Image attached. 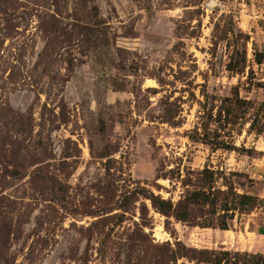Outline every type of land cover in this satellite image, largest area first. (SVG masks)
Wrapping results in <instances>:
<instances>
[{
    "label": "rangeland",
    "instance_id": "1",
    "mask_svg": "<svg viewBox=\"0 0 264 264\" xmlns=\"http://www.w3.org/2000/svg\"><path fill=\"white\" fill-rule=\"evenodd\" d=\"M263 109L264 0H0V264L260 254ZM204 169L227 193L214 227L204 205L188 223L153 207ZM243 194L251 214L218 229Z\"/></svg>",
    "mask_w": 264,
    "mask_h": 264
},
{
    "label": "trees",
    "instance_id": "2",
    "mask_svg": "<svg viewBox=\"0 0 264 264\" xmlns=\"http://www.w3.org/2000/svg\"><path fill=\"white\" fill-rule=\"evenodd\" d=\"M245 40L248 41V38L245 37ZM256 57V63L261 64L262 59L261 55L255 54ZM242 62L245 63V59L243 57ZM226 69L228 72H234L237 70V67H235L232 63V57H230V61L226 65ZM244 101L239 100L236 98L235 105H241ZM264 110V109H263ZM231 111H226L225 118H228L231 115ZM264 115V111H263ZM253 123L250 125V129L253 127ZM224 150H231L226 145L224 147H219ZM201 181L198 183L196 188L189 192L183 200L178 201L175 205L170 200H163L159 197H156L154 195H151L148 197L153 205V207L162 215L165 216H173L176 220L181 222H191V207L193 206H207L208 211L205 215L207 219H203L202 222L199 223V226L201 228H212L215 225V220H213V216L217 214V204H218V197L222 196L223 200L226 199L227 193L219 191L214 189L212 186L214 180H213V173L209 172L207 169H204L201 173ZM237 206L238 207H228L227 203H224L220 205L219 211L223 212V215H221L220 220L217 221L216 226L218 229L222 231H226L228 229V223L225 219L227 217V214L229 211H234L236 208L238 211L242 212V214L250 213L254 207L255 203L257 201V198L250 195H237ZM228 219H231V217H228ZM204 257V260L207 263H213V264H220L221 262H227L225 258V253L222 254L220 257L217 255L214 256V259H212V256H209L210 254L206 251H202L199 253ZM243 260L242 264H264V258L260 254H249V253H243ZM229 264H236V263H229ZM238 264V263H237Z\"/></svg>",
    "mask_w": 264,
    "mask_h": 264
},
{
    "label": "crops",
    "instance_id": "3",
    "mask_svg": "<svg viewBox=\"0 0 264 264\" xmlns=\"http://www.w3.org/2000/svg\"><path fill=\"white\" fill-rule=\"evenodd\" d=\"M257 150L259 151V153H262V149H260V147H257ZM251 213H247L246 215H250ZM260 248V255L263 256L264 258V245L263 247H259Z\"/></svg>",
    "mask_w": 264,
    "mask_h": 264
}]
</instances>
